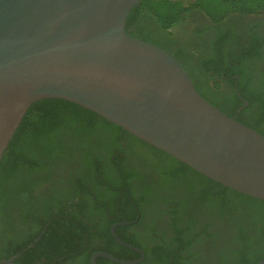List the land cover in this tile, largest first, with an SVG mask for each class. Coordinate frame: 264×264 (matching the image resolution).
<instances>
[{
  "label": "trees",
  "instance_id": "trees-1",
  "mask_svg": "<svg viewBox=\"0 0 264 264\" xmlns=\"http://www.w3.org/2000/svg\"><path fill=\"white\" fill-rule=\"evenodd\" d=\"M187 3L140 0L127 14L124 28L130 36L179 59L139 23L146 18L168 29L188 9ZM187 73L205 100L234 116L233 108L242 102L234 107L220 104L206 96ZM237 74L236 88L247 101L242 111L250 113L257 104L253 98L261 100L255 88L245 86L243 74ZM240 115L237 121L264 136L262 102L255 119L245 121ZM148 195L166 207L170 229L167 243L144 251V259L152 264H183L180 251L198 242L207 251L203 264H255L264 258V200L222 186L84 107L44 98L26 110L0 159V221L4 223L0 260L18 254L15 264H89L96 251L135 260L138 252L116 242L109 229L115 220L132 222L135 209L140 210ZM121 206L126 209L125 218ZM116 209L118 217H114ZM128 225L117 226L115 234L145 250L138 236L125 230ZM213 225L216 230L208 232ZM21 227L28 231L18 236ZM151 232L145 234L153 239ZM14 233L18 237H12ZM171 245L175 248L168 252ZM198 252L189 250L186 255L194 258ZM95 263L122 264L102 256Z\"/></svg>",
  "mask_w": 264,
  "mask_h": 264
},
{
  "label": "water",
  "instance_id": "water-1",
  "mask_svg": "<svg viewBox=\"0 0 264 264\" xmlns=\"http://www.w3.org/2000/svg\"><path fill=\"white\" fill-rule=\"evenodd\" d=\"M139 1L0 0V159L29 106L59 98L224 187L264 200V136L205 100L167 50L126 32V16ZM111 233L143 257L114 226ZM98 255L139 261L99 251L91 264ZM17 256L0 264H15Z\"/></svg>",
  "mask_w": 264,
  "mask_h": 264
},
{
  "label": "flooded vegetation",
  "instance_id": "flooded-vegetation-1",
  "mask_svg": "<svg viewBox=\"0 0 264 264\" xmlns=\"http://www.w3.org/2000/svg\"><path fill=\"white\" fill-rule=\"evenodd\" d=\"M188 2V9L168 29L146 18L140 20L139 25L147 30L154 40L179 57V62L184 65L193 81L206 96L224 106L233 105L234 107L242 102V105L233 108L235 110L233 117L241 113L240 117L245 121L255 119L254 115L257 114L260 103L264 104V0H188ZM238 71L246 79L245 86L252 90L255 88L256 91H253L261 100L259 102L253 98L254 103L257 104L253 106L250 113L242 111L247 101L240 96L236 88L239 79ZM248 124H252L251 121H248ZM143 174L149 176L146 173ZM172 191L174 190L168 192L164 190L163 193L174 194ZM178 196L180 195L176 194L174 197L177 199ZM145 198L148 201L141 204V211L135 209L136 218L132 222L115 220L109 229L115 240L111 233L112 226H114V232L117 226L127 224L131 226L129 229L126 227L125 230L138 236L139 242L145 249H141L143 257L138 252L139 257L135 260L139 259V261L135 264H152L151 260L144 259V251L155 250L156 244L164 245L170 237V229L167 225L169 215L166 207L149 195ZM167 202L170 203L169 200ZM118 210L116 209L114 217L119 216ZM125 215L126 209L121 206V216L125 218ZM198 220L199 228L201 225L200 219ZM3 228L4 223L0 221V232ZM215 230L216 225H213L208 232L213 233ZM27 231V227H21L17 235L21 236ZM147 231H153L151 232L153 239L150 236L147 237L145 234ZM17 235L14 233L12 237H18ZM193 244H195L192 246L194 248L180 251L181 256H184L183 264L205 263L207 251L204 250L203 244L200 242ZM174 248V245H171L168 252ZM196 248L200 250L198 255L188 258L187 251L196 252ZM96 252H93L91 256ZM90 258L89 264H91ZM78 263V261H72L68 264Z\"/></svg>",
  "mask_w": 264,
  "mask_h": 264
}]
</instances>
